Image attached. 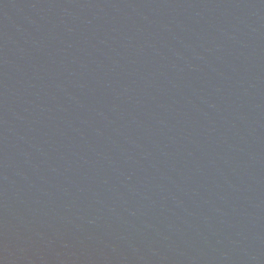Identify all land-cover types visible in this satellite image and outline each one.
<instances>
[{
    "label": "water",
    "instance_id": "water-1",
    "mask_svg": "<svg viewBox=\"0 0 264 264\" xmlns=\"http://www.w3.org/2000/svg\"><path fill=\"white\" fill-rule=\"evenodd\" d=\"M0 264H264V0H0Z\"/></svg>",
    "mask_w": 264,
    "mask_h": 264
}]
</instances>
